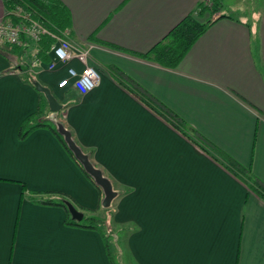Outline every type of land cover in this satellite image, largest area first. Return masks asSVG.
<instances>
[{"label":"crops","instance_id":"1","mask_svg":"<svg viewBox=\"0 0 264 264\" xmlns=\"http://www.w3.org/2000/svg\"><path fill=\"white\" fill-rule=\"evenodd\" d=\"M59 1L70 16L71 50L87 52L83 61L48 70L46 38L32 71L27 39L0 49V264H111L99 231L67 225L62 207L42 202L65 196L80 212H103L102 195L53 125L27 128L41 110V119L71 132L118 193L103 230L134 262L264 264V198L196 143L201 136L264 185V0H239L250 2L241 13L225 12L220 0L226 17L175 68L140 55L185 17H198L207 0ZM5 14L0 0V19ZM85 63L100 75L91 92L57 87L68 68L80 72ZM113 68L181 121L184 135L136 99Z\"/></svg>","mask_w":264,"mask_h":264},{"label":"trees","instance_id":"2","mask_svg":"<svg viewBox=\"0 0 264 264\" xmlns=\"http://www.w3.org/2000/svg\"><path fill=\"white\" fill-rule=\"evenodd\" d=\"M210 2V5H203V3L199 4L198 11L196 16L193 17L189 15L185 17L181 22H179L171 31L159 42L157 43L148 53L140 55V58L143 60H153L155 63L160 66L166 68H175L177 64L182 60L187 51L196 41V39L216 20L226 17V15L221 14L220 11L222 9V4L220 0H207ZM6 12H10L14 10L16 7H21L24 11L28 12L31 17L43 24L50 30L62 31L65 30L69 26L70 16L66 7L59 0H3ZM214 17V18H213ZM203 19L200 22L198 19ZM13 23H16L18 20L16 18H12ZM43 43V42H42ZM45 45L50 46L52 43L51 39L47 37L44 40ZM113 75L120 81V83H126L128 91L141 103H143L147 108L152 110L166 122H168L172 127L178 130L181 134L184 135L183 128L184 125L181 121H179L173 114H171L167 109L161 105L159 102L155 101L149 95H147L144 91H141L133 82L126 79L121 73H119L116 69H111ZM42 110L37 112V115L34 119H29L26 123L27 128L29 130L40 127L42 125H46L50 122L53 125L52 131L59 139L68 155L73 159L76 165L81 169L85 177L95 186L96 189L99 190L100 194H103L101 189L94 183L93 179L84 171L80 163L75 159L72 152L68 149L62 135L58 133L56 123L58 121L54 120H43L40 118ZM70 132V131H69ZM71 133V132H70ZM72 135V134H71ZM73 138V137H72ZM198 146L201 144V149L205 153H210V155L215 159H219L220 162L226 166V168L236 177L241 179L250 190L256 192L258 195L264 198V185L261 184L260 181L255 179L253 175L249 173V170L241 166L239 163L235 162L226 154L220 152L216 148H214L210 143L204 140L201 136L196 135ZM207 146V147H205ZM214 154V156H213ZM215 159V160H216ZM93 164V163H92ZM24 188V186H23ZM102 200V199H101ZM47 205H54L62 207L66 211L65 222L69 226L82 228L86 230H95L99 231L103 238H105V247L108 251L107 255H109L110 263L112 264L113 258L111 257V252L109 249L108 243V233H105L103 230L104 221L99 219L96 215L97 211L91 209H83V218L81 221H76L71 218L66 204L74 205L70 201L68 197H61L58 199L48 198L42 201ZM111 207V206H110ZM110 207L107 209H103L105 212L110 210ZM75 208V207H74ZM76 209V208H75ZM98 209H102L101 204ZM77 210V209H76ZM80 212V211H79ZM106 235V236H105Z\"/></svg>","mask_w":264,"mask_h":264},{"label":"built area","instance_id":"3","mask_svg":"<svg viewBox=\"0 0 264 264\" xmlns=\"http://www.w3.org/2000/svg\"><path fill=\"white\" fill-rule=\"evenodd\" d=\"M12 18H16L18 21L13 23ZM47 37L52 41L49 46L52 58L47 64L48 70H54L58 64L68 63L72 59L83 61L87 56V52L77 55L71 50L66 29L62 31L50 30L34 20L21 7L6 12L5 17L0 19V49L6 46L22 45V39H27L29 45L35 48L34 56L27 61L28 69L31 71L40 64L38 57L39 44ZM99 80L98 71L93 66L85 63L80 72L68 68L67 77L59 81L57 87L59 89L70 87L78 94L85 95L98 85Z\"/></svg>","mask_w":264,"mask_h":264},{"label":"water","instance_id":"4","mask_svg":"<svg viewBox=\"0 0 264 264\" xmlns=\"http://www.w3.org/2000/svg\"><path fill=\"white\" fill-rule=\"evenodd\" d=\"M48 99V104L52 111L59 110L54 98L49 94L48 90H43ZM58 133L62 135L68 149L72 152L75 159L80 163L84 171L93 179L94 183L101 189L103 198L101 200V207L107 209L111 206L118 193L113 189L111 182L103 175L102 171L96 168L81 148L75 143L71 133L61 124L56 123ZM68 212L72 219L81 221L83 214L76 210L71 204H66Z\"/></svg>","mask_w":264,"mask_h":264},{"label":"rangeland","instance_id":"5","mask_svg":"<svg viewBox=\"0 0 264 264\" xmlns=\"http://www.w3.org/2000/svg\"><path fill=\"white\" fill-rule=\"evenodd\" d=\"M239 1V0H238ZM223 2V10L225 12H231L232 11H241L246 10L248 11L250 9V2L247 1H239V2H233L230 6L227 4L226 0H222ZM208 5H210V2H208ZM250 11V10H249ZM200 22L203 21L199 20ZM102 214L96 213V215L99 217V219L103 221H107L108 212H105L104 210H100ZM105 226V225H104ZM110 248H111V254L113 255V263L114 264H138L134 262V260L127 254L129 253L127 250L124 249V246L120 243L114 244L113 240L108 237ZM121 259V261H119Z\"/></svg>","mask_w":264,"mask_h":264}]
</instances>
